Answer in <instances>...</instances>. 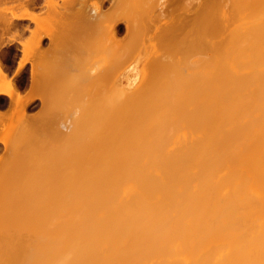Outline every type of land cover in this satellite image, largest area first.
I'll list each match as a JSON object with an SVG mask.
<instances>
[{"label": "bare ground", "instance_id": "obj_1", "mask_svg": "<svg viewBox=\"0 0 264 264\" xmlns=\"http://www.w3.org/2000/svg\"><path fill=\"white\" fill-rule=\"evenodd\" d=\"M38 1H42L44 8L41 9L45 11L33 10ZM58 1L0 0L3 25L0 26V38L4 40L0 45H5L4 32L12 27L17 26L15 31L12 30L13 35L11 32V36H7V42L8 37L13 38L17 32L18 36L23 34L24 29L18 30L20 21L28 19L35 24V27L32 25L34 28L26 27L28 23L23 25L28 29V40L34 39V45L26 49L28 52L22 49V53L32 51L35 56L32 58L35 60L30 61L28 94L21 96L15 83L24 59L28 57L22 55L14 76H9L0 63V96H8L12 111L16 108L23 116L16 117V124L20 121L17 127H27V121L39 122L33 112L28 113L30 117L25 114V108L35 98H40L41 105L44 104L41 115L45 108L43 114L55 109L51 107L57 102L49 95L54 97L58 83L53 89L49 86H54L53 81H45L47 91L42 89L40 93H36L35 87L40 88L37 87L40 84H36L38 80L44 82L41 77L49 68L60 65L64 48H68L65 57L70 52L73 54L75 47L85 49L86 55L89 51H98L95 66L105 63L107 68L103 71L93 67L88 79L102 85L96 84L101 92L105 87L112 89L102 94L96 86V97L91 96L93 101L87 102L91 107V103L100 105L107 99L108 105L97 111V119L96 112L87 107L89 111L86 110L85 116L95 117L88 118L84 124L89 126L86 130L89 129L81 138L82 147L75 146L78 141L72 140L73 135L71 139L68 137L76 142L74 150L79 151L82 158L73 154L79 161L71 157L74 162L65 167L69 174L64 175L67 176L65 183H61L64 185L52 186L45 182L46 185L41 184L28 202L3 201L0 218L5 220L0 219V226L5 225V229L0 228L5 233H2L5 259L3 261L2 257L4 263L1 264H264V0L203 1L209 4L210 10L215 8L210 13L205 11L207 5H203V9L199 2V26L196 23L198 32L194 33L198 35L192 41L197 39L198 49L192 47L191 40L185 47L187 40H184L183 52L179 40H183L180 35L184 34L181 32L186 26L184 22H195L196 18L192 16L194 19L191 20V15L183 11L182 0V3L180 0H95L91 5H87L86 0ZM153 1L160 2L156 4L159 11L154 8ZM177 1L181 7L177 3L175 8L172 4ZM105 2H108L106 9L103 8ZM145 5L153 6L152 9L159 13L156 18L148 19L138 13L144 11ZM139 6L145 7L140 9ZM178 7L187 15L179 14ZM239 10L245 14L240 12L234 18L232 13H239ZM39 13H45V16ZM241 14L243 21H240ZM155 22H161L159 31L155 29ZM151 28L159 33L153 31L156 36L163 34L171 38V44L177 42V46L164 43V49L171 53L181 52V58L186 51L195 48L192 54L198 52L199 55L193 65L195 71L191 76L194 79L185 76L187 73L181 69L184 59L179 58L181 63H175L166 52L150 56L147 62L150 70L141 78L137 77L139 57L136 59L132 50L138 44L134 41L140 39L139 33L143 32L144 36L147 29L153 30ZM121 29L126 34V44L119 38ZM217 32L224 35L217 39L213 35ZM43 37L49 38V43L50 40L55 42L50 45L54 49L46 47L53 52L43 46L39 48ZM22 41L24 44L23 38ZM23 44L21 48L28 47ZM32 44L30 41L29 45ZM174 46L180 47V51H175ZM189 51L187 55L191 53ZM78 55L81 57L75 56L78 61L85 59ZM76 58H73V64ZM186 64L182 63L184 68ZM192 64L187 67L193 68ZM67 79L61 78L62 85L66 81L70 84L76 78ZM7 106L11 109L9 104ZM1 111L0 121H3L6 115ZM16 113L10 112L11 117ZM19 118L22 121L27 118L26 125L18 121ZM67 143L72 146L70 141ZM35 144L38 143L35 141ZM39 146L38 152L42 155ZM4 241L2 239L0 244ZM0 254L1 258V251Z\"/></svg>", "mask_w": 264, "mask_h": 264}, {"label": "rangeland", "instance_id": "obj_2", "mask_svg": "<svg viewBox=\"0 0 264 264\" xmlns=\"http://www.w3.org/2000/svg\"><path fill=\"white\" fill-rule=\"evenodd\" d=\"M60 1V0H59ZM58 1V2H59ZM89 1L90 0H86V2H88L87 3V5L88 4H92V2H95V0H91L90 1V3H89ZM98 1V0H97ZM154 1H157V0H154ZM153 1V6H154V8L157 10V11H159V9L158 8H160V7H158V6H156V4H159V3H157V2H154ZM158 1H161V2H163V0H158ZM184 1V2H183ZM203 1H205L206 2V0H197V2H196V0H182V2H181V0L179 1L180 3H182V5L185 7H183L184 8V10H183V8H182V10L183 11H185L186 13L188 12V14H190L191 16H189V17H195L196 18V20H195V22L194 21H190V20H188V21H190V22H184L185 23V27H183L182 25H181V27H183V30H181V32H184V34L181 36L180 35V37L183 39L182 40V42H180L181 40H179V44L181 43V45H179L181 48H182V46H183V42H184V40H187L186 42H187V44L186 43H184L185 44V47H186V45H188L189 43L188 42H190V40H191V44L193 43L192 41H193V38L195 39V38H197V33L196 34H194L195 33V31H197L198 30V26H199V19H197V18H199L198 16H199V13H200V3H202V7H203V9H205L204 8V6H205V2L203 3ZM226 0H224V2H225ZM85 2V3H86ZM194 2V3H193ZM200 2V3H199ZM223 2V1H222ZM223 2V3H224ZM38 3H40L39 1H38ZM41 3H42V1H41ZM178 3V1L175 3V5L174 4H172L173 5V7H175L176 6V4ZM180 3H178L177 5H179L180 7H181V5H180ZM189 3V4H188ZM191 3V4H190ZM198 3V4H197ZM155 4V5H154ZM188 4V5H187ZM44 6V4L42 3L39 7L40 8H38V7H35L33 10L34 11H37V9H38V11L40 12V11H45V9H41L43 6ZM167 5V4H166ZM170 5V4H169ZM195 5H197V7L195 6ZM204 5V6H203ZM207 5V9H205V11H209V13L210 12H212V10L214 11V7H212V9L210 10L209 8H208V5L209 4H206ZM106 6H108V2H105V5L103 6V8H105ZM146 6V7H145ZM144 7L142 6V8L140 7V9H143L144 8V11L143 12H138L139 14L141 13H143L142 15L143 16H148V19H154V18H156V16H157V14H159L154 8L152 9V7L153 6H150V7H148V5H145ZM157 8H156V7ZM189 6V7H188ZM194 6V7H193ZM211 6H213V5H211ZM59 7V6H58ZM57 6H56V8H58ZM85 7H86V5H85ZM89 7H91V6H89ZM167 7H168V5H167ZM180 7H178V11L177 12H179V14H181V15H187L185 12H183V11H181V9H180ZM44 8V7H43ZM46 8V7H45ZM175 8H177V7H175ZM39 9H41V10H39ZM59 9H60V7H59ZM62 9V8H61ZM60 9V10H61ZM64 9V8H63ZM62 9V12L64 11ZM87 9H89L88 7H87ZM106 9V8H105ZM138 9L139 8H137V10L136 11H138ZM166 9L167 8H165V11H166ZM187 9V10H186ZM190 9V10H189ZM238 9V8H237ZM156 11V14H155V11ZM189 10V11H188ZM46 11H47V8H46ZM51 11V10H50ZM49 11V13H51ZM139 11H141V10H139ZM164 11V12H165ZM180 11H181V13H180ZM235 11V10H234ZM244 11V10H243ZM53 12V11H52ZM65 12H67V11H65ZM64 12V13H65ZM164 12H162V13H164ZM191 12V13H190ZM233 12V11H232ZM239 13H232L233 15V17L234 18H237L239 15H240V12L242 13V10L240 11H238ZM124 13V12H123ZM122 13V14H123ZM128 13V12H127ZM138 13H137V15H138ZM215 13V12H214ZM244 13V12H243ZM242 13V14H243ZM46 14H47V12H46ZM135 14V13H134ZM165 14H167V13H165ZM193 14V15H192ZM208 14V13H207ZM206 14V15H207ZM242 14H241V16H242ZM245 14V13H244ZM39 15H41L40 13H39ZM124 15H125V13H124ZM155 15V16H154ZM41 16H45V13H43ZM40 16V17H41ZM123 16V15H122ZM127 16V15H126ZM145 16V17H146ZM207 16H209V15H207ZM212 16H213V14H212ZM154 17V18H153ZM192 17V19L191 18H189V19H191V20H193L194 18ZM147 18V17H146ZM243 19V16L242 17H240V19ZM211 19H212V17H211ZM211 19H207V20H211ZM240 20V21H243V20ZM153 21H155V20H153ZM157 21V20H156ZM204 21H205V19H204ZM240 21H239V19H238V23H240ZM21 23H25V25H26V27L28 26V28L30 27V28H32L35 24L33 23V22H31V21H28V19H24V20H22V21H20ZM192 22H194V23H192ZM233 22L235 23V21L233 20ZM232 22V23H233ZM157 23V27L155 26V29L156 30H158V28L161 26V22H155V24ZM183 23V22H182ZM183 23V24H184ZM196 23H198V26H197V24ZM237 23V22H236ZM189 24V25H188ZM33 25V26H32ZM188 25V26H187ZM194 25V26H193ZM196 25V26H195ZM238 25V24H237ZM237 25H234L235 27L237 26ZM0 26H3L2 25V23L0 22ZM152 26V25H151ZM159 26V27H158ZM163 26V25H162ZM193 26V27H192ZM15 27H17V26H15ZM15 27H12L10 30H6L5 32H4V39H5V45H0V63L4 66V68H5V70L7 71V67H6V64H7V60H12V61H9V62H12V64L14 63V60H16L17 59V52H16V50H14V49H6V45L8 44V42H9V40L11 41H15V40H17L18 38H20V39H18V40H20V42H21V39L23 38L24 39V44H23V41L21 42L24 46H25V43H26V45L28 46V47H26V48H21V53L23 52V50L22 49H28L30 46L32 47L33 45H34V43L32 42L33 40H30L31 41V44L32 45H29L30 44V41L28 40V37H27V35L29 34V32H27V30L28 29H25V31L23 32V34L20 36H18L17 34H18V32H17V34L16 33H14V35L15 36H13V38H11V37H8L9 39H8V42L6 41L7 40V36L9 35V36H11V35H13V31L12 30H14V28ZM35 27V26H34ZM33 27V28H34ZM48 28L50 27V26H47ZM231 27H232V25H231ZM185 28V29H184ZM192 28H194L195 30H193ZM197 28V29H196ZM151 29H153V28H151ZM155 29H153V30H151V31H149L148 29H147V34H145V35H147V36H143V32H142V34H138V37L140 38V39H138V38H136V41H134L135 43L134 44H138L137 45V47L134 49V50H132L133 51V54H135V55H133L136 59L138 58V60L139 61H137V63H139L138 65H137V72H139V73H137L138 75H137V77L139 76L140 78H141V76L143 75H145L146 74V71H149L150 70V68L149 67H147V62H148V60L149 59H151V57H153V56H155L157 53H164V52H166L165 54H170V59L171 60H173L175 63H181V60H183L184 59V61H182V63H188V64H186V67H187V65L188 66H190L192 63V67H193V65L195 66L196 65V59L198 58V56L197 55H199L198 54V52H197V54H192L193 52H192V50H194L195 48H193V49H190L191 47H189V49L191 50V51H189V52H191V53H189V55H187L188 54V51H186L187 53L186 54H184L182 57L183 58H181V55L182 54H180L181 52H179V54H178V52H175V53H171V51L170 52H168V51H166L165 49H164V43L167 45L168 43L169 44H171V42L169 41L171 38H168V36L167 37H165L163 34H162V36L164 37H162V36H158V38H157V36H156V34H159V33H157V32H155L156 30ZM188 29V30H187ZM15 31V30H14ZM146 31V30H145ZM153 31L156 33H154L153 34ZM159 31V30H158ZM192 31V33H190ZM11 32H12V34H11ZM151 32V33H150ZM180 32V33H181ZM198 32V31H197ZM221 32V31H220ZM146 33V32H145ZM179 33V34H180ZM223 33V32H222ZM222 33H218L217 32V34H213L215 37H217V39H219V35H221ZM225 33V32H224ZM11 34V35H10ZM27 34V35H26ZM187 34H189V35H187ZM24 35V36H23ZM119 38H121L122 39V41H123V43L122 44H126V38L127 37H125L124 35H126L125 34V32H124V30L123 29H121L120 31H119ZM140 35H141V37H140ZM195 35V36H194ZM212 35V36H213ZM222 35H224V34H222ZM121 36V37H120ZM154 36V37H153ZM155 36H156V40H157V42H158V39H160L159 40V43L158 44H160L161 42H162V40H163V44H160L159 46L160 47H162L161 45H163V47L160 49L159 48V46H158V44L157 43H155L156 42V40L154 39L155 38ZM187 36V37H186ZM209 36V35H208ZM143 37H145V38H143ZM159 37H162V38H159ZM209 37H211V35L209 36ZM215 37L213 38V39H215ZM25 38H26V40H25ZM29 38L30 39H32V37H30L29 36ZM191 38V39H190ZM208 38V37H207ZM212 38V37H211ZM222 38V37H221ZM15 39V40H14ZM49 38H46V37H43L41 40H40V44H39V48H41V46H43L42 48H45V49H49V48H46V47H50V45H51V43L52 44H54L55 42L53 41V40H50V43H49V40H48ZM138 39V40H137ZM146 39V40H145ZM167 39V40H166ZM0 40H1V38H0ZM167 41V43L166 42H164V41ZM2 42H0V43H2L3 44V41L4 40H1ZM25 41H28V42H25ZM138 41H139V43H138ZM171 41H173V40H171ZM196 42H197V39L195 40ZM194 41V43L192 44V47H195L196 45H198L196 42ZM35 42V41H34ZM83 43H86V42H84V41H82ZM125 42V43H124ZM20 43V45H21V47H23L22 46V44ZM174 43V42H173ZM177 42H176V45H175V43L174 44H171V46L172 45H175V46H177ZM49 45V46H48ZM80 46V45H79ZM157 46V47H156ZM175 46H174V48H175ZM189 46V45H188ZM52 47H54V46H52ZM52 47H50V48H52ZM124 47V46H123ZM133 47H134V45H133ZM180 47H176L175 48V51H176V49H177V51H180ZM125 48V47H124ZM174 48H172V50L174 49ZM183 48H184V46H183ZM183 48H182V52H183ZM196 48H197V46H196ZM52 49H54V48H52ZM52 49H49V50H51V52H53L52 51ZM64 49H66V50H68V48H64ZM76 49H77V51H76ZM198 49V48H197ZM196 49V50H197ZM25 50H24V52H25ZM65 50V52H67L68 53V51H66ZM78 50H80V47L78 48V47H75V49H74V52H73V54L75 53V52H79L78 54H80L82 57H84L85 59H81L82 61H78V59L79 58H81V57H79V55L77 54L76 55V53L74 54V56H72L73 54H72V52H70V54L69 55H71V56H69L68 54H66V55H68L67 57H65V52H64V50L62 51V52H64V54L63 55H61L63 58H62V60H59V61H61L59 64L60 65H58V67L59 66H61V67H57V65L55 64V66L57 67V70L59 69L60 71H57V70H55L54 68H56L55 66L53 67V69L55 70H53L52 68L50 69L49 68V71L46 73V75L44 74L43 75V77H41L40 79L41 80H44V84L43 83H41V81L40 80H38V82H37V84L36 85H39V86H37V87H40L39 89H37L36 87H35V91H36V93H40V91L39 90H42V89H45V91H47L46 90V88H44L45 87V85H47L46 84V82L45 81H50L51 82V80L53 81V83L52 84H54V86H51L50 84H49V86H50V88L52 87L53 89H54V87L56 86V83H58L57 84V87L56 88H58V89H54V94L56 95H54L52 92H51V94H53V98H52V95H49L51 98L50 99H53V101L56 103V104H58L57 106H56V104H54L53 103V105H55V106H52L51 108H53L54 110L52 111V109H50L51 111H47L46 112V114H43L44 112H45V110H47L46 108H45V110H44V112L42 113V115L40 114V112H41V107L44 109V104H42L41 105V99L40 98H35V99H33V100H37V101H39V105L38 104H36V103H32V104H28L27 105V107L25 108V112H27V113H25L27 116H29V112H31L30 113V115L32 114V112H33V114L32 115H34V113L36 112V110H37V112H36V117H34V118H36V120L38 119V121L40 122V124H38L37 122H36V124H35V122L33 121V122H28L27 121V127L28 128H30V126H31V128L30 129H28L26 126H23V124L22 125H20L22 128H25V129H23L22 130V128L21 129H19L18 127H17V125L19 126V120H21L20 118H23V116L21 117V114H20V112H18V109L16 110V108H14L13 109V111H12V108H11V111H9V113L7 114L8 116H10L9 118L6 116L5 118H2V120L3 121H0V209H2L3 207L2 206H4V205H2V203H3V201H5V200H8V199H17L19 202H28V200L31 198V196H33V194H35L34 192L35 191H38L37 189L39 188V186L41 185V184H43V183H45V182H49L48 183V185L50 184V185H54L55 184V186L56 185H58V184H61L62 182H64L65 183V180H67L66 179V177L67 176H64V175H66L68 172H67V168H68V166H70V164L72 163V162H74L73 161V159L72 158H74V160L75 159H77V161H79V159L81 160V158L82 157H80L78 154H79V151L78 150H76V151H78V152H75V150H74V147H73V145L77 142V144H75V146H80L79 148H81L82 147V145H81V141H82V137L84 136V134H85V132L89 129H87L86 130V128L87 127H89V126H87V127H85L84 126V124H87L86 122H88L89 121V119L91 118V119H93L94 117H95V115H96V119H97V111H102V110H104L106 107H107V105H108V100L107 99H105V101H103V103L102 104H100V105H95L94 103H91V107L89 106V105H87V102L88 101H91L92 99H91V96H93V97H96V93H98V87L99 86H102V85H99V84H97V83H95V82H93L92 81V78L91 79H88V78H90V76H89V72H90V69H93V67L95 68V70H98V69H100V70H105V68H107V65L108 64H101V65H98V67H96L95 66V62H96V59H97V57H98V55H99V53H98V51H95V54L94 55H92L91 56V53L92 52H94V51H91V53H90V51L87 53V55L85 54L86 53V51H84L85 49H83V50H80V51H78ZM122 50H124V49H122ZM162 51V52H161ZM13 52H15V54H13ZM26 52H28L27 50H26ZM26 52H25V54L24 53H22L21 54V56H20V58H19V60H21L22 59V55L24 54L25 56H24V58H27V59H24V62H23V65H22V67H21V70H20V73H19V76H17L16 77V79H15V83H16V85H17V88H18V90H19V92H20V89L22 88V87H24V86H26V85H31V84H28L29 83V81H30V79H31V77H30V73H31V71H30V64L32 63V61H34L32 58L33 57H35V56H33L32 55V51L30 52L29 51V53H27L26 54ZM50 52V53H51ZM61 52V53H62ZM98 54H97V53ZM89 53H90V57L88 56L89 55ZM196 53V52H195ZM56 54H58V53H56ZM83 54V55H82ZM192 54V56L190 57V55ZM5 55H7L6 56V58H5ZM54 55V54H53ZM59 55H60V52H59ZM187 55V56H186ZM194 55H196V56H194ZM75 56H78L77 58L75 57ZM88 56V58H89V60H88V58H86ZM142 56V57H141ZM151 56V57H150ZM184 56H185V58H184ZM190 57V58H189ZM53 57H51V59H52ZM65 58V59H64ZM67 58V59H66ZM73 58H76V59H74V60H76V62H74V64H73ZM140 58H142V59H140ZM179 58H181V60L179 59ZM32 59V60H31ZM68 59H70L69 61H68ZM186 59L188 60V62L186 61ZM189 59H190V61H189ZM18 60V63L20 62ZM26 60V61H25ZM65 60H67V61H65ZM87 60V61H86ZM179 60H180V62H179ZM30 61H31V63H30ZM63 61H65V63L63 62ZM84 61H86V62H84ZM81 62V63H80ZM191 62V63H190ZM51 63V62H50ZM86 63V64H85ZM182 63H181V69L183 70V72H185V73H187V74H185V76L187 75L188 76V78L190 79L192 76L191 75H193L194 74V71H195V67H193V68H184L183 67V65H182ZM190 63V64H189ZM26 64H28L29 65V67L27 66L26 67ZM52 64H54V62H52ZM62 64H64V65H62ZM65 64L66 65H71V66H65ZM48 65H50V64H48ZM74 65V66H73ZM17 66H18V64H17ZM64 66H65V68H64ZM76 66V67H75ZM149 66V65H148ZM92 67V68H91ZM17 68V67H16ZM63 68V69H62ZM71 68V69H70ZM80 68H82V69H80ZM64 69H67V71H65ZM73 69V71H72V73H70L71 72V70ZM75 69H77L76 71H75ZM184 69H185V71H184ZM63 70V71H62ZM69 70H70V72H69ZM103 70V71H104ZM54 71V72H53ZM16 72V71H15ZM15 72L12 74V75H9V76H14V74H15ZM66 73V77L67 76H69V77H67V78H72V80L74 79V78H76L75 80H73V82L71 81L70 82V84H69V82L68 81H70V79H67V78H65V73ZM70 74H68V73ZM74 72V73H73ZM55 73V74H54ZM61 73V74H60ZM77 74V76H76V74ZM8 74V73H7ZM62 75V76H59V75ZM189 74V75H188ZM56 75V76H55ZM160 75H162L163 76V74H160ZM55 76V77H54ZM162 76H161V78H162ZM191 76V77H190ZM59 77H63V80L65 79H67L68 81H66L67 83H63V85H62V80H61V78L59 79ZM160 77V76H159ZM163 77H165V76H163ZM30 78V79H29ZM56 78V79H55ZM47 79V80H46ZM191 79H194L193 77L191 78ZM83 80H85V81H83ZM91 80V81H90ZM193 81V80H192ZM49 83V82H48ZM0 84H2L1 83V81H0ZM67 84V85H66ZM99 85V86H97V85ZM70 85V86H69ZM48 86V87H49ZM65 86V87H64ZM92 86V87H91ZM96 86H97V88H96ZM30 87V86H29ZM62 87V88H61ZM69 88V89H68ZM48 90H49V88H47ZM111 89H112V87L111 86H109V87H105V89H103L102 90V92L100 91V87H99V91L102 93V94H105L106 92H111ZM31 90H32V88H31ZM52 90V89H51ZM50 90V91H51ZM33 91H34V88H33ZM35 91H34V93L33 94H35ZM65 92H66V94H65ZM50 93V92H49ZM58 93H59V95H58ZM69 93V94H68ZM30 94H32V91H30ZM69 95V96H68ZM95 95V96H94ZM100 95V94H99ZM2 96V95H1ZM0 96V108H2V107H4L5 106V104H6V99L4 98V97H1ZM59 96V97H58ZM102 96V95H101ZM66 99H68V100H65V98ZM55 98V99H54ZM90 98V99H89ZM40 99V100H39ZM60 99V100H59ZM89 99V100H88ZM97 99H99L98 97H97ZM102 99V98H101ZM100 99V100H101ZM63 100V101H62ZM52 101V102H53ZM59 101V102H58ZM67 101V102H66ZM93 101V100H92ZM91 101V102H92ZM95 101V100H94ZM102 101V100H101ZM66 102V103H65ZM99 102V101H98ZM96 103V102H95ZM62 104L64 105V107L62 106ZM88 104H90L89 102H88ZM94 104V105H93ZM90 108H89V107ZM89 108V110L91 111V112H96V113H94L95 115H92L91 117H88L87 118V115L85 116V112H86V110H88V108ZM50 108V107H49ZM48 108V109H49ZM87 108V109H86ZM64 109V110H63ZM57 110H58V112H57ZM61 110V111H60ZM88 110V111H89ZM14 111H15V113H16V116H12L11 117V115L12 114H14ZM56 111V112H55ZM60 111V112H59ZM10 112L12 113V114H10ZM47 113H49L48 114V116H47ZM56 113H58V114H56ZM62 113V114H61ZM10 114V115H9ZM18 114V115H17ZM51 114V115H50ZM60 114V115H59ZM89 114V113H88ZM25 115V116H26ZM37 115H38V117H37ZM53 115V116H52ZM55 115H57V116H55ZM90 115V114H89ZM88 115V116H89ZM19 117L20 116V118L18 119V123L16 124V120H17V118L16 117ZM24 116V117H25ZM26 116V117H27ZM49 116H51V117H49ZM76 116V117H75ZM30 117V116H29ZM44 117V118H43ZM46 117V118H45ZM100 117V116H99ZM6 118H8V119H6ZM12 118H14V119H12ZM53 118H55V119H53ZM76 118V119H75ZM77 118H79V119H77ZM88 120H87V119ZM16 119V120H15ZM27 119V118H26ZM26 119H24V121L26 120ZM40 119V120H39ZM52 121H51V120ZM90 119V120H91ZM1 120V119H0ZM8 120V121H7ZM46 120V121H45ZM56 120V121H55ZM78 122H77V121ZM82 120V121H81ZM24 121H22L21 120V122H23L24 123ZM55 121V122H54ZM70 121V122H69ZM79 121H81L80 123H79ZM47 122V123H46ZM54 122V123H53ZM29 123V124H28ZM52 123V124H51ZM71 123H74V124H72V127L70 126V124ZM15 124V126L13 127V125ZM31 124V125H30ZM43 124L45 125V124H48L47 125V127H46V125L45 126H43ZM49 124H50V127H49ZM78 124V125H77ZM91 124V123H90ZM90 124H88V125H90ZM5 125H6V127H5ZM12 125V126H11ZM24 125H26L25 123H24ZM30 125V126H29ZM39 125H41V126H39ZM8 126V127H7ZM42 126H43V128H44V130H43V128H42ZM67 128H66V127ZM35 127V128H34ZM5 128H8V129H5ZM11 128V129H10ZM33 128V129H32ZM48 128V131L46 130ZM10 129V130H9ZM27 129V130H26ZM31 129H32V131H31ZM35 129V130H34ZM20 130V131H19ZM36 130H37V132H36ZM41 130V131H40ZM86 130V131H85ZM23 131V132H22ZM26 131V132H25ZM84 131V132H83ZM27 132L29 133L28 135H29V137L26 135L27 134ZM47 132H48V134H47ZM32 134V135H31ZM46 134V135H45ZM27 137H26V136ZM31 135V136H30ZM45 135V136H44ZM73 135V137H72V140H75V141H72V140H70L71 139V136ZM70 136V139L68 138ZM77 136V137H76ZM46 137V138H45ZM25 138H27V139H25ZM29 138V139H28ZM43 140H45V141H43ZM45 138V139H44ZM82 138V139H81ZM22 139H24L25 141H23ZM40 142L41 140V142L39 143L37 140ZM36 141V143H38V144H40V146L38 145V144H35V145H38L39 146V150H42L43 151V153H42V151H41V153H42V155H40V152H38V146L37 147H35V145H33V142L35 143V141ZM21 141V142H20ZM46 141L48 142L45 146H44V144L46 143ZM66 141V142H65ZM70 141V143H72V146L69 144V143H67V142H69ZM25 142H27V143H25ZM43 142V143H42ZM9 143V144H8ZM15 143V144H14ZM17 143V144H16ZM20 143V144H19ZM67 143V144H66ZM4 144H6L5 145V148H4ZM8 144V145H7ZM68 144H69V146H68ZM79 144V145H78ZM114 144V143H113ZM31 145H32V147H31ZM41 145H43L44 147L42 148V146ZM35 148H34V147ZM72 148H71V147ZM30 148V149H29ZM32 148H34V149H36V150H34V149H32ZM15 151H14V150ZM75 149H78L77 147H75ZM32 150H34V151H32ZM80 150V149H79ZM36 151V152H35ZM1 153H2V155H1ZM75 153H77V156L78 157H80L79 159H78V157L77 156H75V155H73V154H75ZM59 154V155H58ZM4 155V156H3ZM55 155L56 156H58V157H55ZM68 155V156H67ZM1 156H2V158H1ZM69 157L67 160H69V161H67L65 158L63 159V157ZM74 156V157H73ZM5 157V158H4ZM53 157H55V159H52ZM61 159H60V158ZM72 157V158H71ZM51 159V160H49L48 161V159ZM72 159V160H71ZM5 160V161H4ZM66 160V161H65ZM4 161V162H3ZM65 161V162H64ZM69 162H70V164H69ZM48 165L49 166H51V168L50 167H48ZM62 165V166H61ZM67 166V168H65ZM45 167H47V168H50V169H52L51 171H49V170H46L45 169ZM60 167H62V169H59ZM59 169V172H57V170L56 169ZM54 169V170H53ZM43 170L45 171V173L43 172ZM60 170H62V171H60ZM63 170H64V173L65 174H63ZM66 170V171H65ZM61 172H62V175H61ZM60 173V174H59ZM49 174H52V176L51 175H49ZM69 174V173H68ZM52 182H54L53 184H52ZM64 183L63 184H61V185H64ZM45 185H46V183H45ZM26 186L28 187V188H26ZM58 186H60V185H58ZM25 191V193H23L22 191ZM20 192H22V194L20 193ZM20 193V194H19ZM5 209V208H4ZM2 211V210H1ZM1 211H0V214H1ZM4 215V214H3ZM1 216H2V214H1ZM3 218V217H2ZM2 218H0L1 220H2ZM4 219V218H3ZM5 220V219H4ZM3 226V225H2ZM2 226H0V227H2ZM5 226V225H4ZM3 226V227H4ZM2 227V228H3ZM2 228H0V241H1V243H2V239H3V241H4V237H3V234H5L4 233V230H2L1 231V229ZM4 229H5V227H4ZM3 233V234H2ZM5 236V235H4ZM1 237H3V238H1ZM1 246H2V248H1V246H0V249H2V250H0L1 251V253H2V256H1V258H0V264L1 263H4L3 261H4V259H5V241H4V243L3 244H0ZM4 249V250H3ZM1 255V254H0ZM2 257H3V261H2Z\"/></svg>", "mask_w": 264, "mask_h": 264}, {"label": "crops", "instance_id": "obj_3", "mask_svg": "<svg viewBox=\"0 0 264 264\" xmlns=\"http://www.w3.org/2000/svg\"><path fill=\"white\" fill-rule=\"evenodd\" d=\"M20 40H16V41H11V42H9L7 45H6V49H14V50H16L17 51V59L15 60V62L13 63V64H11L10 66H8L7 67V73H8V75H12L14 72H15V70H16V67H17V63H18V60H19V58H20V56H21V45H20ZM29 67V65L28 64H26V67ZM29 89V87H28V85H26V86H24V87H22L21 89H20V94H21V96H23V93H27L28 94V90ZM27 91V92H26ZM30 92V91H29ZM24 94V97H27L26 95ZM1 97H4L5 99H6V101L8 102V104L11 106V108L13 107L11 104H10V98L8 97V96H1ZM7 102H6V104H5V106L4 107H2V108H0V111L1 112H4L5 113V115L7 116V114L9 113V111L11 110L10 109V107H9V109H7L8 108V104H7ZM11 103H13V101L11 100ZM32 103H36V104H40L39 103V101H37V100H32V101H30L29 102V104H32ZM5 108V109H4ZM9 110V111H8ZM5 116V117H6ZM34 117H35V115H33ZM32 117V116H31ZM2 118V117H1ZM4 118V117H3ZM1 146V145H0Z\"/></svg>", "mask_w": 264, "mask_h": 264}, {"label": "flooded vegetation", "instance_id": "obj_4", "mask_svg": "<svg viewBox=\"0 0 264 264\" xmlns=\"http://www.w3.org/2000/svg\"><path fill=\"white\" fill-rule=\"evenodd\" d=\"M41 4H42L41 2H40V3L37 2V4H36L35 7H39ZM23 25H25V24H24V23L19 24V27H18V30H19V31H22L23 29H24V31H25V27L23 28ZM16 52H17V51H16ZM13 54H15V52H13ZM6 56H7V55H5V58H6ZM9 61H12V60H11V59H10V60H7L6 67H8V66H10V65L12 64V62H9ZM14 62H15V60H14Z\"/></svg>", "mask_w": 264, "mask_h": 264}]
</instances>
